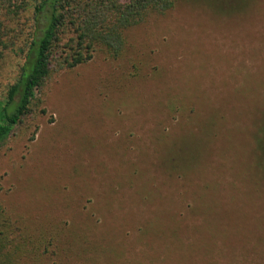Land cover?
I'll return each mask as SVG.
<instances>
[{"label": "rangeland", "instance_id": "1", "mask_svg": "<svg viewBox=\"0 0 264 264\" xmlns=\"http://www.w3.org/2000/svg\"><path fill=\"white\" fill-rule=\"evenodd\" d=\"M31 1L16 0L6 22L0 101L33 29ZM124 36L115 58L96 50L46 78L39 106L0 141V232L18 248L12 259L52 237L74 248L85 218L93 241L97 211V245L110 240L122 255L99 251L101 264H241L244 250L264 259V0H177ZM172 96L192 106L179 131L164 107ZM166 150L184 165L179 179L161 173Z\"/></svg>", "mask_w": 264, "mask_h": 264}, {"label": "trees", "instance_id": "2", "mask_svg": "<svg viewBox=\"0 0 264 264\" xmlns=\"http://www.w3.org/2000/svg\"><path fill=\"white\" fill-rule=\"evenodd\" d=\"M18 1L20 5L24 3V0ZM176 1L32 0L29 4L33 29L24 45L18 49L17 54L20 57V63L16 76L13 82L7 86L4 98L0 101V141L10 135L12 129L23 122L24 118L29 114L32 101H36L35 105L39 106L42 98H35V92L42 91L44 80L51 74L59 70L71 69L87 61L96 50L103 51L107 56L115 58L125 44L124 33L128 28L141 23L149 14L162 15L170 10ZM29 4L26 3V6ZM17 8L16 0H0V59L3 51L10 43V39L7 38L9 29L6 26V22L11 20L8 19L9 15H13ZM38 19H41L40 25ZM186 103V99L183 96L181 98L178 96L176 102L174 101V96H172L164 103L168 113H176L178 116L176 122H181L178 131L180 128H186L191 124L190 114L192 106H187L186 111L181 109L185 107ZM39 109L41 112L44 111L42 107ZM174 129L171 136L172 134L177 135ZM159 132L168 131L164 129L159 130ZM33 134L34 130L28 135V140L32 139ZM171 146L176 147L175 143ZM152 150L153 155H158L154 148ZM169 153L170 150H166L164 159L159 164L161 173H165V176L169 178L179 179L182 176L179 173L186 170L184 165L181 166L180 164L182 163H178L175 157L171 154L169 155ZM149 165L154 168L151 162ZM165 165H169L172 170L174 167V172L164 168ZM134 172L137 173L134 168H131L128 177H131ZM171 173L178 175L174 178ZM129 180L131 179L129 178ZM184 193L185 191L180 194L183 195ZM97 213H99L101 218L100 223L103 217L100 211H97ZM95 219L94 217V222ZM99 223L96 226L94 224L95 232L93 230L92 233L95 238L93 241H88V238L92 237V235L88 236L85 230H91V227L88 225V218H85L82 224L86 227L80 225L73 228L75 230L73 234L76 233L74 236L79 241L74 248L72 247L71 249L68 243L60 244L58 240L52 237L39 251L38 246L29 244V251L32 255L28 257L23 254L26 259H20L17 255L12 259L11 252L17 251L18 248L15 244L14 248L11 239L7 240L5 235L0 232V264H26L28 260L29 264H101L100 259L96 262V253L99 251L100 254H107L103 256H119L118 258H122L121 252L114 250L118 249L116 247H120L119 244H114V249H112L109 246L110 240L108 239L109 241H105L108 244L102 245L99 242L98 245L101 246L97 245L96 241L98 240L95 239H97L96 232L100 227ZM139 228L141 227L139 226ZM15 229L16 231L19 230L18 227H15ZM118 235L119 231L115 236ZM182 235L184 238L187 237L188 240V235ZM133 242L136 244L141 243V241L136 242V239ZM145 244L143 242L142 246H145ZM24 246V243H21V247L23 248ZM6 248H11L12 250L6 251ZM248 253L253 252L243 251L244 257L242 260H245L244 263L237 261L241 264H249L250 262H253L252 264H264V259H261V257L254 255L255 258H246ZM225 255H228V253H225ZM224 257L225 259L227 258V260H224L225 262L232 261L231 256ZM124 261L126 264H134L131 261ZM194 262L202 264L198 261ZM135 263L139 264L138 262ZM213 263L211 261L208 264Z\"/></svg>", "mask_w": 264, "mask_h": 264}]
</instances>
